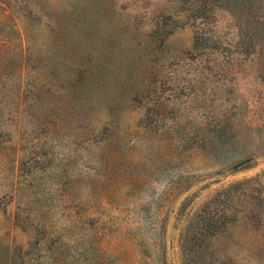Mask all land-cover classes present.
<instances>
[{"label":"rangeland","instance_id":"rangeland-1","mask_svg":"<svg viewBox=\"0 0 264 264\" xmlns=\"http://www.w3.org/2000/svg\"><path fill=\"white\" fill-rule=\"evenodd\" d=\"M0 264H264V0H0Z\"/></svg>","mask_w":264,"mask_h":264}]
</instances>
